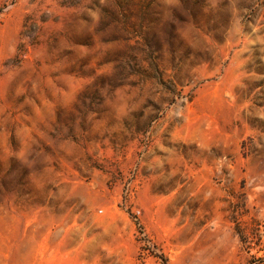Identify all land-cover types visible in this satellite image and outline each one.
Returning a JSON list of instances; mask_svg holds the SVG:
<instances>
[{"label": "rangeland", "instance_id": "374dc122", "mask_svg": "<svg viewBox=\"0 0 264 264\" xmlns=\"http://www.w3.org/2000/svg\"><path fill=\"white\" fill-rule=\"evenodd\" d=\"M0 264H264V0H0Z\"/></svg>", "mask_w": 264, "mask_h": 264}]
</instances>
